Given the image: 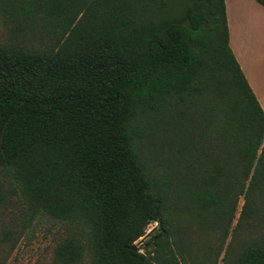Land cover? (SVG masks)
I'll use <instances>...</instances> for the list:
<instances>
[{"label": "trees", "instance_id": "1", "mask_svg": "<svg viewBox=\"0 0 264 264\" xmlns=\"http://www.w3.org/2000/svg\"><path fill=\"white\" fill-rule=\"evenodd\" d=\"M0 10L12 36L0 42V208L7 179L28 219L73 225L56 264H181L177 216L217 219L228 236L242 196L233 231L249 233L229 264H264V109L230 46L225 0ZM139 113L155 121L163 174L138 148Z\"/></svg>", "mask_w": 264, "mask_h": 264}, {"label": "rangeland", "instance_id": "2", "mask_svg": "<svg viewBox=\"0 0 264 264\" xmlns=\"http://www.w3.org/2000/svg\"><path fill=\"white\" fill-rule=\"evenodd\" d=\"M252 3V0H234L229 3L230 15L238 13L239 15L234 14L237 19L246 18L254 7ZM7 25L0 10V42L10 41L12 37ZM233 38L235 48L241 50L243 48L249 58L253 56L252 47L257 53L256 42L250 44L251 49H247L248 44L240 34L234 33ZM134 123L141 130L142 137L138 141V148L149 166V171L154 174H163L166 152L163 150L159 158L155 156L158 150L154 135L158 132L155 133L154 119L147 114L139 113ZM6 186L9 188L10 198L0 208V264H56L54 260L56 245L63 236L72 231L73 225L54 220L43 214H37L31 220L28 219L27 208L22 196L10 188L7 179ZM243 201L242 196L228 236L224 232L226 226L222 228L218 221L215 222L217 219L200 223L186 212L177 216L175 228L179 232L177 234L182 244L181 264H229L233 261L235 256L242 251L249 233L247 229L241 227L233 231ZM156 226H158L157 222H151L147 232ZM5 233H8L10 237L5 236ZM142 244L143 242L137 241L138 246ZM227 251L228 255L225 260L224 256ZM85 263L84 261L81 264Z\"/></svg>", "mask_w": 264, "mask_h": 264}, {"label": "crops", "instance_id": "3", "mask_svg": "<svg viewBox=\"0 0 264 264\" xmlns=\"http://www.w3.org/2000/svg\"><path fill=\"white\" fill-rule=\"evenodd\" d=\"M234 0H225L226 12L229 26L230 39L229 43L232 47L253 91L255 92L262 108L264 109V5L257 0L253 1V9L249 11L246 18L237 19L238 13H234V18L230 15L229 3ZM256 2L258 4H256ZM240 34L248 44L247 49H251L250 44L256 42L257 53L252 47V57H248L242 48H235L233 43V34ZM250 47V48H249Z\"/></svg>", "mask_w": 264, "mask_h": 264}, {"label": "water", "instance_id": "4", "mask_svg": "<svg viewBox=\"0 0 264 264\" xmlns=\"http://www.w3.org/2000/svg\"><path fill=\"white\" fill-rule=\"evenodd\" d=\"M152 230H150L145 236H143L142 238H141V240H140V242H143L144 241V239L148 236V234L151 232ZM138 245H137V243L134 245V247H137Z\"/></svg>", "mask_w": 264, "mask_h": 264}]
</instances>
